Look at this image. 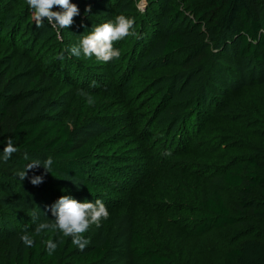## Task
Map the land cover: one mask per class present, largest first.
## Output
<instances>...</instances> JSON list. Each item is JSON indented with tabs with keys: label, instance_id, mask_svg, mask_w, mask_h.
Returning a JSON list of instances; mask_svg holds the SVG:
<instances>
[{
	"label": "rangeland",
	"instance_id": "374dc122",
	"mask_svg": "<svg viewBox=\"0 0 264 264\" xmlns=\"http://www.w3.org/2000/svg\"><path fill=\"white\" fill-rule=\"evenodd\" d=\"M160 1L71 0L80 14L57 30L37 27L26 0H0L8 10L0 16L1 92L24 95L26 117L58 123L95 146L108 141L94 148L98 170L86 180L37 167L27 177L42 175L41 184L29 181L4 192L15 201L0 202V264H144L133 253L134 235L171 255L174 264H224L228 250L248 240L264 242V222L254 218L201 238L192 234L211 194L236 216L241 192L222 178L247 167L257 149L264 151V60L244 59L228 43L231 69L220 66L225 35L216 17L196 19L189 12L192 0ZM27 9L26 27L15 29ZM118 15L135 20V34L113 44L119 59L102 64L70 54L82 36ZM14 30L18 40L9 38ZM174 34L182 36L184 49L168 56L164 45ZM74 90L81 95L77 103ZM63 195L99 199L108 209L109 218L85 234L83 250L57 231H34L51 222L50 206ZM249 207L264 210L258 192ZM23 234L32 236V246L23 245ZM49 239L59 240L51 255L44 243ZM96 249L106 251L99 262L89 257Z\"/></svg>",
	"mask_w": 264,
	"mask_h": 264
},
{
	"label": "trees",
	"instance_id": "16d2710c",
	"mask_svg": "<svg viewBox=\"0 0 264 264\" xmlns=\"http://www.w3.org/2000/svg\"><path fill=\"white\" fill-rule=\"evenodd\" d=\"M93 1L99 3L105 0ZM148 1L162 4L160 0ZM189 9V12L198 20L205 19L206 21L210 16L216 17V27L225 35L224 50L216 61L220 66L231 69V57L227 54L230 47L228 43H233L234 47L237 46L239 56L244 59L254 60L257 64L263 63L264 0H192ZM7 11L0 8V16H5ZM28 11L27 9L18 16L15 29L18 26V30L26 27L27 19L30 17ZM173 13L179 12L173 10ZM9 38L18 40L19 33L14 30ZM164 46L165 54L171 56L184 49V41L180 34H174L166 38ZM2 86L3 83H0V152L9 140L12 141L17 151L7 162H0V202H14L15 199L4 192L11 188L16 189L19 184L29 183L27 174L32 172V169L27 170L23 180L19 177L25 166L30 164L29 158L43 160L52 158L53 174L56 172L86 180L91 173H96L98 168H95L97 161L93 158V150L95 147V150L103 148L108 141L104 142L105 145L100 143L95 146L93 139L77 138L72 131L62 128L58 123L39 122L37 119L26 117L28 100L21 94L2 93ZM72 93L75 102H79L80 92L74 90ZM106 134L103 133L100 136L106 137ZM222 180L226 187L238 189L241 192L236 216L231 215L221 196L216 193L211 194L205 201H202L201 210L197 214L192 230L196 238H201L212 230L223 229L227 226L235 227L239 222H247L252 218L264 222V210H252L249 207L250 200L257 192L264 199V151L257 149L255 155L249 158L247 167H238L228 171ZM62 185L58 183L54 186L57 192ZM86 189L89 187L86 186ZM245 228L247 231L252 229L250 225H246ZM131 244L135 258L145 261L144 264H174L171 255L156 248L155 244H145L137 235L132 237ZM105 254L104 249H96L89 257L99 262ZM196 260L199 261V258ZM224 264H264V242L248 240L228 250L224 256Z\"/></svg>",
	"mask_w": 264,
	"mask_h": 264
},
{
	"label": "clouds",
	"instance_id": "9594fccd",
	"mask_svg": "<svg viewBox=\"0 0 264 264\" xmlns=\"http://www.w3.org/2000/svg\"><path fill=\"white\" fill-rule=\"evenodd\" d=\"M28 9L31 11L37 27L45 24L57 30L66 29L73 24V18L78 16L79 9L71 0H26ZM54 7L57 10H52ZM88 9L86 8L85 11ZM133 17L118 15L114 20L100 24L91 31L82 36L76 45L71 46L68 51L74 57L95 58L96 61L108 63L119 59L120 51L113 46L114 42L121 41L126 37L134 35ZM85 95L87 103H93L90 96ZM17 148L9 140L0 152V162H7ZM53 164L52 158H45L43 162L33 160L25 166V169L19 174L21 180L25 178L29 169L37 167L43 168L49 172ZM33 186H38L43 181L42 175H33L29 178ZM50 212L53 219L51 222L45 221L35 227V233L39 234L44 230L57 231L63 237H69L71 244L77 249L83 250L89 240L86 233L92 226L100 227L102 220L109 218V212L104 203L97 199L94 202H78L68 195L59 197L51 206ZM20 240L26 247L33 245L34 240L31 235L23 234ZM46 251L49 255L56 251L59 240L51 239L44 241Z\"/></svg>",
	"mask_w": 264,
	"mask_h": 264
}]
</instances>
